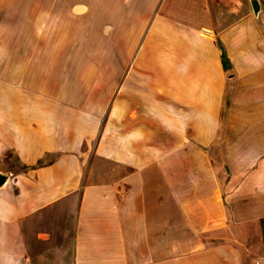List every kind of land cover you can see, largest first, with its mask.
Returning a JSON list of instances; mask_svg holds the SVG:
<instances>
[{
	"label": "crops",
	"instance_id": "crops-1",
	"mask_svg": "<svg viewBox=\"0 0 264 264\" xmlns=\"http://www.w3.org/2000/svg\"><path fill=\"white\" fill-rule=\"evenodd\" d=\"M251 1L0 0V170L17 184L0 188V264H264ZM89 47L112 62L84 63ZM68 197L66 231L24 242L22 221Z\"/></svg>",
	"mask_w": 264,
	"mask_h": 264
},
{
	"label": "rangeland",
	"instance_id": "rangeland-1",
	"mask_svg": "<svg viewBox=\"0 0 264 264\" xmlns=\"http://www.w3.org/2000/svg\"><path fill=\"white\" fill-rule=\"evenodd\" d=\"M98 33H101L98 31ZM96 35H94L95 37ZM103 36V35H100ZM101 38V37H100ZM94 39H91V42ZM106 42L111 43V39H109L107 36H105L104 38H101L100 43L105 46H108V44H106ZM89 50L88 55L86 56V58L83 60L84 63H95L97 62L99 65H105L108 63L112 62V55L111 53H109L107 51V49L105 48L104 54H94V49L93 47H89L87 48ZM107 52V53H106ZM68 58H66V63L68 65V68H66V72L65 75L67 77L66 80H68V78L71 79V91H75L76 87H77V91L79 89L78 86H75V80L77 81V77L79 75V72L76 70L77 68V64L81 63L82 59L80 56L78 55H73L70 54L69 56H67ZM117 61V60H116ZM123 61H125V56L121 55L120 56V60L119 62L122 63ZM117 63V62H116ZM115 64V63H114ZM90 65V64H89ZM34 74L36 76H38L40 79H48L49 78V73L47 72L46 69H44L43 66H38L35 67L34 69ZM68 89V87H67ZM53 159V155H49L46 158L43 159V162H48L49 160ZM15 167H13V169L11 171H15ZM84 170V168H83ZM88 171L89 173L92 171V166L88 167ZM87 171V172H88ZM9 173L10 177L9 180H12V175L11 172H9L8 170L4 171ZM253 179L255 178V176L252 174ZM8 184V182L6 184L10 185L11 190L13 191V193L16 191L17 188V184L12 183V181ZM19 184V183H18ZM6 186V185H5ZM3 188V187H2ZM75 203V200H74ZM74 203H73V198L72 197H68V198H64L63 200L59 201L58 203H55L53 205H50L48 207H46L45 209L41 210L40 212L33 214L32 216H30L29 218H25L22 222L24 224V242H41V244L43 245V248L45 249V244L44 242H49V241H43V240H38L35 235H36V231L37 230H43V231H53L55 224L57 225V227L61 228L64 232L66 231V227L67 225H69V223L71 222V218H70V214L69 211L71 210L72 207H74ZM67 210V211H66ZM70 218V219H69ZM264 236V234H263ZM48 250V249H47ZM47 250L45 252H47ZM33 264H39L38 260L35 259ZM42 264V263H40ZM44 264V263H43ZM47 264V263H45Z\"/></svg>",
	"mask_w": 264,
	"mask_h": 264
},
{
	"label": "water",
	"instance_id": "water-1",
	"mask_svg": "<svg viewBox=\"0 0 264 264\" xmlns=\"http://www.w3.org/2000/svg\"><path fill=\"white\" fill-rule=\"evenodd\" d=\"M251 4L253 7V11L255 13H257V11H258L257 1L252 0ZM9 177H10L9 173L0 170V188L4 187L6 185V183L9 180Z\"/></svg>",
	"mask_w": 264,
	"mask_h": 264
}]
</instances>
